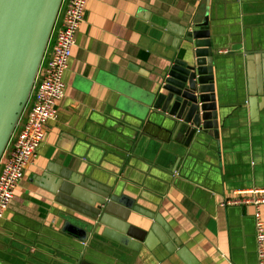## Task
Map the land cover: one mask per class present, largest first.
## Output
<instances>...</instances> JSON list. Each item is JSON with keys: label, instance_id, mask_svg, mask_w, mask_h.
<instances>
[{"label": "crops", "instance_id": "crops-1", "mask_svg": "<svg viewBox=\"0 0 264 264\" xmlns=\"http://www.w3.org/2000/svg\"><path fill=\"white\" fill-rule=\"evenodd\" d=\"M207 17L219 55L220 143L211 135L207 145L180 151L163 117L147 120L149 112L133 108L125 95L155 92L177 58H191V44L178 46L168 26L193 28ZM46 46L50 52L52 42ZM64 80L57 118L1 222L0 264H259L254 205L227 201L264 189V0H88ZM34 90L13 133L27 119ZM101 165L118 172L117 194L143 206L127 223L143 232L154 223L151 215L159 216L175 250L156 236L137 248L102 236L92 245L75 244L82 251L71 246L66 225L91 231L95 221L73 196L70 187H79L70 180L90 182L87 176ZM261 211L264 218V206Z\"/></svg>", "mask_w": 264, "mask_h": 264}, {"label": "water", "instance_id": "water-1", "mask_svg": "<svg viewBox=\"0 0 264 264\" xmlns=\"http://www.w3.org/2000/svg\"><path fill=\"white\" fill-rule=\"evenodd\" d=\"M62 1L0 0V153L4 145H8L14 122L28 102ZM211 29L208 17L193 28L175 31L168 26L167 30L178 36V46L183 42L191 44V58H177L155 92L146 94L133 89L125 95L133 108H144L149 112L147 120L153 122L156 117H163L162 125L169 131L171 141L181 146L180 151L188 152L195 145H207L211 135L219 142L221 125L214 72L219 55L215 54L218 48L213 43ZM135 118L143 122L142 118ZM135 128L136 133L142 129L140 124ZM178 157L179 166L182 155ZM192 157L188 155L183 166H188ZM122 162L115 160L112 163L122 168ZM170 170L174 176L177 167ZM117 173L107 166H94L93 172L87 176L90 182L70 180L79 187H70L73 196L88 205L89 216L95 221L91 231L88 225H66L65 232L74 239L71 246L82 251L75 244L92 245L102 236L137 248L156 236L169 250H175L176 246L170 241L172 235L159 216L151 215L154 223L150 230L143 232L127 223L129 214L141 212L143 206L133 196L117 194ZM99 226H103L100 232Z\"/></svg>", "mask_w": 264, "mask_h": 264}, {"label": "built area", "instance_id": "built-area-1", "mask_svg": "<svg viewBox=\"0 0 264 264\" xmlns=\"http://www.w3.org/2000/svg\"><path fill=\"white\" fill-rule=\"evenodd\" d=\"M88 0H63L49 43L52 50L46 49L38 70L32 103L28 108L27 119L19 131H14L7 145L9 157L0 170V225L11 205L15 189L24 178L25 169L37 155L46 138V128L57 118L56 106L65 97L64 75L69 68L76 36L84 21ZM57 20V19H56ZM48 47V46H47ZM229 205H254L259 264H264V189L253 190L250 197H238L227 201Z\"/></svg>", "mask_w": 264, "mask_h": 264}]
</instances>
